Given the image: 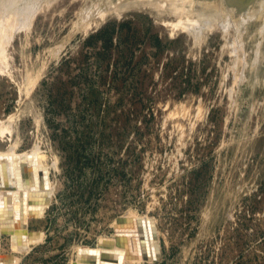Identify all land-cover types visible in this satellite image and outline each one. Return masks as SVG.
Returning a JSON list of instances; mask_svg holds the SVG:
<instances>
[{
	"label": "rangeland",
	"instance_id": "rangeland-1",
	"mask_svg": "<svg viewBox=\"0 0 264 264\" xmlns=\"http://www.w3.org/2000/svg\"><path fill=\"white\" fill-rule=\"evenodd\" d=\"M33 2L0 149L38 145L56 190L19 264H74L129 213L157 217L162 253L127 264H264V0Z\"/></svg>",
	"mask_w": 264,
	"mask_h": 264
},
{
	"label": "bare ground",
	"instance_id": "bare-ground-1",
	"mask_svg": "<svg viewBox=\"0 0 264 264\" xmlns=\"http://www.w3.org/2000/svg\"><path fill=\"white\" fill-rule=\"evenodd\" d=\"M132 1L137 0H95L92 14L105 17L114 8L119 10L117 7L120 4L125 6ZM32 2L33 0H23L22 4H18V0H0V73L2 74L9 70L8 46L23 22L27 24L33 9ZM251 5L249 7H252ZM246 9L249 12L250 9ZM181 23H186V20ZM189 27L195 31L198 29L195 24H190ZM2 122L1 119L0 124ZM16 147L14 143L7 149H0V264H19L24 254L44 241L45 231L31 230L30 225L33 220L45 216L56 190L51 173L57 163L49 162L47 154L38 145L22 151ZM123 217L126 218L123 222L120 220L121 217L114 220L112 236L101 237L95 246H78L74 264H95L91 259L102 255L104 249L121 251V258L112 262L101 261L100 264H127L158 259L162 248L157 217L148 213H129ZM138 218L141 220L138 221ZM141 231L144 236H141ZM5 233L9 234V252L3 251L2 237ZM117 234L120 235V240L128 243V249L113 245L117 241Z\"/></svg>",
	"mask_w": 264,
	"mask_h": 264
},
{
	"label": "water",
	"instance_id": "water-1",
	"mask_svg": "<svg viewBox=\"0 0 264 264\" xmlns=\"http://www.w3.org/2000/svg\"><path fill=\"white\" fill-rule=\"evenodd\" d=\"M44 170V169H43ZM47 182V181H46ZM121 218H120V220H121V222H123V221H125V217H123V216H120ZM139 220H141V218H138V221ZM143 222V221H142ZM149 223H150V221H149ZM141 224V221L139 222V225ZM152 226H154V224H152ZM133 229H134V227H133ZM153 229V228H152ZM153 232H154V229H153ZM141 233H142V231H141ZM119 236L120 235H116V237H117V241H115V243H113V245L115 244V245H117V246H124V247H127V249L129 248L128 247V243L127 242H124V241H122V240H120V238H119ZM141 236H144L143 235V233H142V235ZM142 239H144V237L142 238ZM130 241V240H129ZM115 249H117V248H115ZM115 252H113L112 250H110V249H108V250H103V252H102V255L100 254L99 256H95V257H93L91 260L93 261V262H95V264H100V262L101 261H103V262H112L113 260H117L118 258L120 259L121 258V251L120 252H117V251H119V250H114ZM116 253H118V254H116ZM114 254H116V255H114Z\"/></svg>",
	"mask_w": 264,
	"mask_h": 264
}]
</instances>
